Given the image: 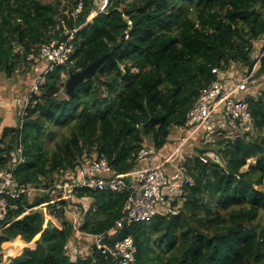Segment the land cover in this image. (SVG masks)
<instances>
[{
  "label": "trees",
  "instance_id": "1",
  "mask_svg": "<svg viewBox=\"0 0 264 264\" xmlns=\"http://www.w3.org/2000/svg\"><path fill=\"white\" fill-rule=\"evenodd\" d=\"M95 8V0H0V77L28 72L20 81L31 87L45 63L38 62L31 77L30 54L70 36L76 46L37 92L26 89L27 102L28 94L16 104L17 124L2 129L0 168L12 165L20 148L17 187L45 192L32 201L23 194L8 200L0 220V264H111L93 246L72 261L67 244L112 229L126 191L75 189L77 230L66 210L70 200L47 204L46 212L34 207L61 194L55 182L85 159L103 155L112 174L123 175L149 164L138 162L144 149L167 157L177 146L173 141H181L178 129L199 92L215 80L211 70L240 78L252 74L257 62L244 93L252 127L234 139L219 134L197 148L187 144L193 186L185 188L178 210L117 230L106 242L131 237L130 264H264V227L255 224L264 214V52L256 47L262 43L264 51V0H108L88 20ZM113 48L94 76L67 96L65 76ZM54 129L61 132L47 149L45 139ZM208 152L220 163L198 159ZM251 157L255 164L242 170ZM83 198L90 200L87 208Z\"/></svg>",
  "mask_w": 264,
  "mask_h": 264
},
{
  "label": "built area",
  "instance_id": "2",
  "mask_svg": "<svg viewBox=\"0 0 264 264\" xmlns=\"http://www.w3.org/2000/svg\"><path fill=\"white\" fill-rule=\"evenodd\" d=\"M108 0H95V9L92 12L103 11ZM81 5H79L78 10ZM72 34V32H71ZM75 45L71 36L66 40L42 45L38 54L28 56L36 67L38 62L45 63V68L36 76L30 87L29 93L38 91V87L44 82L45 76L55 67L66 64L75 52ZM216 77L208 86L201 89L199 95L187 113V119L183 128H179L186 137V140L200 134L201 143H208L226 129L246 131L252 127V116L245 98V91L252 76L240 78L232 75L230 70L222 71L218 68L211 70ZM29 94L26 96V101ZM185 141H181L167 157L162 158L161 154L148 148L139 152L138 162L148 161L145 167L136 168L123 175H113L112 169L103 155L85 159L83 164L66 171L60 183L57 181L53 189L61 190V194L53 197L47 204L60 200H72L75 197L74 190L79 188L91 189L94 191H109L122 193L126 191L127 198L121 211L120 218L116 220L112 229L106 233L85 236L91 238L92 244L85 252H90L91 246L95 247L104 256H108L111 264H130L134 261L135 246L131 237H125L115 242L111 240L117 230L127 229L137 223L151 222L156 216H163L174 213L185 201V188L193 186V179L188 172L185 159L192 157L193 153L183 155L182 147ZM198 159L207 163L220 159L214 152L197 155ZM155 160H160L153 164ZM22 161L21 149L18 148L13 155L12 165L0 168V220L7 212L8 200H17L22 194L27 198L36 193L45 192L40 188L17 187L13 178L16 166ZM170 168H168V166ZM77 201V198H76ZM43 205V204H42ZM41 207L36 206L34 209ZM74 229L77 230L76 222L73 221ZM77 245L69 244L67 254L71 260L80 256L76 250Z\"/></svg>",
  "mask_w": 264,
  "mask_h": 264
},
{
  "label": "crops",
  "instance_id": "3",
  "mask_svg": "<svg viewBox=\"0 0 264 264\" xmlns=\"http://www.w3.org/2000/svg\"><path fill=\"white\" fill-rule=\"evenodd\" d=\"M38 70H39V65L36 66V68H33V71H31L32 76L37 75ZM10 80L11 79H5L3 77H0V137H1L2 129L4 126H14L17 124V115L19 112V107L16 104L18 103V101L20 99H22L24 96H26L28 94L26 92V89L28 91V88L23 89L24 86L19 84V83L12 84V83L6 82V81H10ZM24 85L27 86L26 84H24ZM21 90H23V91H21ZM15 98H18V99H15ZM178 131H179L181 141H185V145L181 149L183 155L188 156L190 154L191 150L187 144H189L193 148L195 146H196L195 148L200 147V145H201L200 134H196L194 137L192 136L191 138L186 140V137L183 136L182 132L180 130H178ZM173 136H174L173 140H175V133ZM181 141L175 140L173 142L178 145ZM169 154H171V153H169ZM159 161L160 160H155V162H153V164H156ZM168 168H170V166H168ZM77 201H79V199ZM82 201L84 203V207L87 208V204L89 205L90 200L88 198H83ZM69 244L74 245L73 242H71ZM81 246L88 247V245H86L85 243L83 244V242L81 243ZM81 246H79V247H81ZM81 248H83V247H81Z\"/></svg>",
  "mask_w": 264,
  "mask_h": 264
},
{
  "label": "rangeland",
  "instance_id": "4",
  "mask_svg": "<svg viewBox=\"0 0 264 264\" xmlns=\"http://www.w3.org/2000/svg\"><path fill=\"white\" fill-rule=\"evenodd\" d=\"M43 2H48V1H50V0H42ZM98 14V12L97 13H94V12H91V14L89 15V17H88V20H90L92 17H94V16H96ZM261 45H262V43H257L256 44V47H257V50L258 51H261L260 52V54L262 55V53L264 52L263 51V49L261 48ZM260 55V57H262ZM258 66H259V62H257L256 64H255V66H254V68H253V73L258 69ZM33 68H36L35 66H33L32 67V69ZM31 69V70H32ZM28 73V72H27ZM27 73H25V74H15L12 78H11V80L10 81H6V82H9V83H12V84H17V83H19V84H21V85H23L24 87H23V89H25V88H28L29 89V87H30V84L29 85H27V86H25L24 84L25 83H23V82H25V79L23 80V82H21L20 80H21V78H23V77H26V75H28ZM22 75H23V77H22ZM31 77H34V76H32V74H31ZM65 78H67V76H65ZM33 79V78H32ZM27 83V82H26ZM21 91H23V90H21ZM62 95H65V94H63V93H61ZM15 99H18V98H15ZM24 102H25V100H24ZM18 103H20V101H18ZM25 105V104H24ZM24 105H23V107H24ZM21 114H23L22 112H21ZM229 128H227L226 130L227 131H225L223 134H222V132H221V136H226V137H228V138H231V139H234L236 136H238V135H241L243 132L242 131H239L237 128H235V129H230V130H228ZM55 130V135H50V136H47V138L45 139V148H47V149H51L52 147H53V145H54V142H55V140H56V137H57V135L61 132L59 129H54ZM244 134V133H243ZM201 142V141H200ZM147 145V144H146ZM194 150V149H193ZM190 152H192V151H190ZM193 153V152H192ZM255 164V157H251V158H249L248 160H247V163H246V165L242 168V170H247L248 169V167L249 166H253ZM257 187V186H256ZM259 188H262V187H259ZM33 197L34 196H32V197H30L29 198V200L30 201H32L33 200ZM78 200V199H77ZM70 203H69V206L67 207V213H69L70 215H71V217H72V221H74V222H77L76 224H78L79 223V221H80V213H79V206L77 205V203H75V202H77L76 201V197H73V199L72 200H70L69 201ZM47 203L48 202H46V203H44L43 205H41V207H39V208H37V210H41V211H45L46 212V206H47ZM78 206V207H77ZM67 216H68V214H67ZM68 218H69V216H68ZM255 224L256 225H258V227L259 228H263L264 227V214L263 213H259V216H258V218H257V220H256V222H255ZM76 226H78V225H76ZM91 239V238H90ZM83 242V241H82ZM86 244V245H88V246H90L91 244H92V240L91 241H87V240H84V242H83V244ZM71 246H73L72 244H70ZM68 246H69V243L67 244V249H68ZM78 247L79 246H81V243L79 244V245H77ZM81 247H84V246H81ZM81 247H79L78 249L79 250H76L77 252H79L80 253V256H83V255H86L87 253H89V252H85L84 251V249L83 248H81ZM84 248H87V247H84ZM71 258V257H70Z\"/></svg>",
  "mask_w": 264,
  "mask_h": 264
},
{
  "label": "water",
  "instance_id": "5",
  "mask_svg": "<svg viewBox=\"0 0 264 264\" xmlns=\"http://www.w3.org/2000/svg\"><path fill=\"white\" fill-rule=\"evenodd\" d=\"M126 22H129L127 18L124 19ZM126 36L125 34L123 35ZM114 48L105 54L94 59L86 68L77 70L75 72H69L67 74L65 82V93L67 96H72L76 87L84 80L90 79L94 76L96 68L105 60L106 57L110 56Z\"/></svg>",
  "mask_w": 264,
  "mask_h": 264
}]
</instances>
